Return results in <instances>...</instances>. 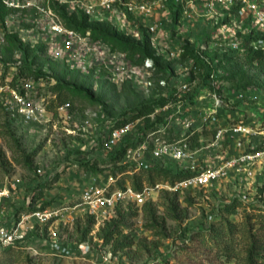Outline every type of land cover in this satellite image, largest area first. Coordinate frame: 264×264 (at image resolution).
I'll return each instance as SVG.
<instances>
[{"label":"rangeland","instance_id":"obj_1","mask_svg":"<svg viewBox=\"0 0 264 264\" xmlns=\"http://www.w3.org/2000/svg\"><path fill=\"white\" fill-rule=\"evenodd\" d=\"M6 40H0V86L21 82L46 112L41 122H12L0 104V208L5 222L18 224L33 212L75 204L94 177L120 176L130 185L140 177L148 183L149 168L144 165L154 168L161 163L148 154L137 157L141 169L128 154L122 165L108 162L99 119L129 113L149 103L153 94L127 82L111 83L68 69L48 55L34 66L47 78L15 79L23 62ZM222 66L225 94L256 90L261 96L253 105H230L234 119L218 122L254 128L256 141L238 137L226 148L229 156L250 153L263 137L264 65L234 58ZM196 79L202 82L203 73ZM58 82L88 89L100 103L56 89ZM65 100L71 106L59 112ZM113 126L107 122L104 129ZM124 168L128 171L121 173ZM238 168L207 189L160 193L146 206H122L103 223L76 212L47 223L29 217L23 225L24 243L0 245V264H264V157ZM6 191L8 197L2 195Z\"/></svg>","mask_w":264,"mask_h":264},{"label":"built area","instance_id":"obj_2","mask_svg":"<svg viewBox=\"0 0 264 264\" xmlns=\"http://www.w3.org/2000/svg\"><path fill=\"white\" fill-rule=\"evenodd\" d=\"M0 4L8 10L0 20V40L16 36L24 45L42 46L45 55L71 70L111 83L127 82L156 99L164 98L165 103L148 118L168 115L167 123L146 134L144 142L128 155L137 169L143 168L137 157L149 154L165 171L184 175L143 183L139 190L123 184L120 176L94 177L75 204L33 212L18 224L6 223L0 208L1 246L25 242L23 225L29 217L47 223L76 212L103 223L122 206L142 207L160 193L213 187L230 170L264 157V130L250 153L229 156L226 148L234 138L256 141L257 132L244 124L218 125L223 118L234 119L230 105L249 106L261 100L256 90L225 94L221 78L225 56L254 51L264 59V0H0ZM81 17L88 24L106 25L135 44L147 38L154 58H131L92 30L78 31L68 25ZM158 60L165 64V71H160ZM200 73L202 82L196 79ZM0 104L12 122H41L45 117L46 106L32 101L21 82L0 86ZM69 108L66 103L58 111ZM143 119H127L109 131L104 129L105 121L101 126L104 150L111 153L122 140L135 135ZM206 133L210 137H204ZM9 192L2 195L8 197Z\"/></svg>","mask_w":264,"mask_h":264},{"label":"trees","instance_id":"obj_3","mask_svg":"<svg viewBox=\"0 0 264 264\" xmlns=\"http://www.w3.org/2000/svg\"><path fill=\"white\" fill-rule=\"evenodd\" d=\"M8 10L5 9L0 4V20H4L5 16L7 15ZM68 25L70 27H73L77 29L78 31H86L88 29L92 30L94 35L97 38H103L104 40L108 41L113 49H118L120 51H125L129 53V56L131 58H135L137 55H139L140 58L144 59L147 57L154 58V53L149 47L148 39L145 38L144 42L142 44H135L133 43L129 38H127L125 35L121 33H117L113 31L111 28L107 27L106 25H97V24H88L85 18H80L78 21H70L68 22ZM8 41L11 50H16L19 52L21 56V60L23 62L22 66H19L18 68V74L15 76V79L19 77L24 76H33L37 80H41L42 78L47 76L44 74L42 69L40 71L35 70V63L37 60L45 55L44 48L42 46H36V47H30L28 45L22 44L16 36H8L6 42ZM234 58H242V60L247 64H252L255 61L258 62L260 66L264 65V59L263 56L257 52L249 51L244 55H236V56H225L224 62L230 59ZM158 66L160 68V71H165V64L158 60ZM68 68V67H67ZM69 69V68H68ZM56 89L62 90L66 89L69 93L72 94H83L85 95L89 100L93 101L94 103H100V101L96 100L94 95L91 91L88 89H85L83 87H74L69 84H66L64 82H58L55 84ZM66 102H63L61 104L64 105L66 103H69L71 106V103L67 100ZM165 100L164 98H153L150 100L149 103L144 104L138 108H135L134 110H131L129 113H124L122 116L112 119L108 117L100 118L99 122L103 125L105 121L111 122L114 125L120 124L121 122L127 120V119H141L144 118V124H140L139 131L134 136H129L122 140L120 144L109 154L108 162H112L115 164H123L124 159L127 157L128 152L131 149H136L138 146L144 142L145 135L149 132L158 129V127L161 124H166L168 121V115L167 116H160L157 115L154 120H151L148 118V115L155 112V109L158 105L164 104ZM131 115V116H129ZM111 119V120H109ZM101 125V126H102ZM100 126V127H101ZM133 137V138H132ZM167 140L172 139L171 136H166ZM103 145V143H102ZM149 156V154H148ZM150 157V156H149ZM89 164V162H88ZM124 166V165H123ZM90 167H93L91 164ZM125 167V166H124ZM150 169V170H149ZM148 172L150 174L149 182L153 183L156 178L158 177H164L168 180H174V179H181L184 177L182 174H176L172 175L170 172L165 171L159 166H155L154 168H149ZM128 170L126 168L123 169L121 173L127 172ZM155 178V179H154ZM148 182V183H149ZM143 179L138 177L134 180V182L131 184L136 189H141L143 185ZM121 185V184H120ZM148 205V204H146ZM145 205V206H146ZM92 221H94L93 218H91Z\"/></svg>","mask_w":264,"mask_h":264}]
</instances>
